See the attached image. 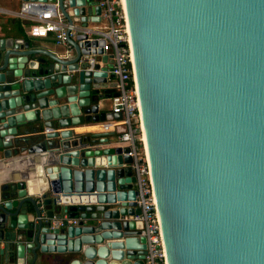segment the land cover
<instances>
[{
  "label": "water",
  "instance_id": "1",
  "mask_svg": "<svg viewBox=\"0 0 264 264\" xmlns=\"http://www.w3.org/2000/svg\"><path fill=\"white\" fill-rule=\"evenodd\" d=\"M23 1L73 30L61 53L0 37V264H143L129 146L72 129L120 117L98 0ZM120 2L164 264H264V0Z\"/></svg>",
  "mask_w": 264,
  "mask_h": 264
},
{
  "label": "built area",
  "instance_id": "2",
  "mask_svg": "<svg viewBox=\"0 0 264 264\" xmlns=\"http://www.w3.org/2000/svg\"><path fill=\"white\" fill-rule=\"evenodd\" d=\"M97 3L101 7L100 22L83 27L82 30L90 39L103 40L102 48L111 55L108 73L115 78L116 90L110 97L109 110L120 114V122L124 125L117 139L130 148L128 154L133 158L131 167L136 176V204L140 207L139 213L126 215L124 218L142 223L140 234L145 236L147 246L143 264H164L141 140L121 2L98 0ZM41 6L36 2H24L18 11L19 15L29 13L34 19L29 27L30 35L42 37L52 33L57 43L67 45L66 32L72 31L73 26L65 21L54 5L46 8ZM107 125L108 122L104 123L105 127ZM70 222L75 224L76 219H70ZM61 223L62 219H58L55 225Z\"/></svg>",
  "mask_w": 264,
  "mask_h": 264
},
{
  "label": "crops",
  "instance_id": "3",
  "mask_svg": "<svg viewBox=\"0 0 264 264\" xmlns=\"http://www.w3.org/2000/svg\"><path fill=\"white\" fill-rule=\"evenodd\" d=\"M27 1L23 0H0V37H13L20 38L24 43L29 44V47L46 49L55 53H61L64 49L69 50L68 44L57 43L54 34L49 33L46 36H32L29 33V27L34 22V19L30 16L31 14L19 15L18 11L20 6ZM95 23H89L87 26H93ZM96 25V24H95ZM110 65V64H109ZM115 78L109 73L107 77V82L105 86L107 88V92L105 93V98L100 103V110L110 111V97L115 92ZM121 117L113 118L112 120H107L103 122H85L83 124H79L74 126L72 129L75 133L81 135H91L92 133H99L103 131H112L111 137L112 141L115 142L116 145H125L118 141L117 135L123 131L124 125L120 122ZM112 121V122H111ZM108 122L107 127L104 126V123ZM25 125L17 127V135L26 136L25 134L27 128ZM34 133L28 134L29 139L26 144L31 143L30 137L34 136ZM2 164L0 163V166ZM5 166H1L0 168V178L2 174L5 172ZM22 169V168H20ZM136 187V184H133ZM33 187H38L37 181L32 182ZM4 241L0 242V246H3ZM42 258L41 260H39ZM40 258L36 261L35 264H60L58 254H45L40 255Z\"/></svg>",
  "mask_w": 264,
  "mask_h": 264
},
{
  "label": "bare ground",
  "instance_id": "4",
  "mask_svg": "<svg viewBox=\"0 0 264 264\" xmlns=\"http://www.w3.org/2000/svg\"><path fill=\"white\" fill-rule=\"evenodd\" d=\"M141 140H142V138H141Z\"/></svg>",
  "mask_w": 264,
  "mask_h": 264
},
{
  "label": "trees",
  "instance_id": "5",
  "mask_svg": "<svg viewBox=\"0 0 264 264\" xmlns=\"http://www.w3.org/2000/svg\"><path fill=\"white\" fill-rule=\"evenodd\" d=\"M139 145H140V143H139Z\"/></svg>",
  "mask_w": 264,
  "mask_h": 264
}]
</instances>
